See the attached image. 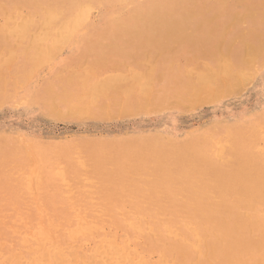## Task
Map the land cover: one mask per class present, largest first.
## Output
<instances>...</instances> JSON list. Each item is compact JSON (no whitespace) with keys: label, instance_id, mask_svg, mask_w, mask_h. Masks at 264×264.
<instances>
[{"label":"rangeland","instance_id":"rangeland-1","mask_svg":"<svg viewBox=\"0 0 264 264\" xmlns=\"http://www.w3.org/2000/svg\"><path fill=\"white\" fill-rule=\"evenodd\" d=\"M0 6V264H264V202L197 205L155 172L180 154L210 156L215 180L264 167V0Z\"/></svg>","mask_w":264,"mask_h":264},{"label":"bare ground","instance_id":"bare-ground-1","mask_svg":"<svg viewBox=\"0 0 264 264\" xmlns=\"http://www.w3.org/2000/svg\"><path fill=\"white\" fill-rule=\"evenodd\" d=\"M119 1H121V2H125V1H127V0H119ZM97 5H99V4H97ZM84 6H85V4H84ZM1 7V6H0ZM86 7V6H85ZM90 9V8H89ZM86 11H87V9H85ZM92 10V9H91ZM91 10H88V11H90L91 12ZM87 11V12H88ZM95 11V10H94ZM11 13V12H10ZM16 13V12H15ZM5 14V13H4ZM20 14V13H19ZM89 13H86L85 15L83 14V11H82V14L80 15V16H78V17H75L74 19H73V23L70 25V27H72L70 30H72L73 29V26H75L76 27V25L80 22V20H81V18H83L84 19V17L85 18H87ZM16 15H18V14H16ZM83 15V16H82ZM28 16V15H27ZM16 17V16H15ZM24 17V16H23ZM30 17V16H29ZM16 19V18H15ZM22 19V21H23V18H21ZM31 19V18H30ZM29 19V20H30ZM25 20V19H24ZM28 20V19H27ZM32 20V19H31ZM57 20H59L61 23H63L62 21H61V19L59 18V17H57L56 15H51V16H49L47 19H46V24L47 25H51L52 23H54V22H57ZM85 20V19H84ZM20 21V20H19ZM86 21V20H85ZM85 21H82V25H83V23L85 22ZM27 22V21H26ZM31 22V21H30ZM29 21H28V23H30ZM33 22V21H32ZM152 23H154V24H157L158 23V21H153ZM176 24V23H178V21H174V22H169V24ZM25 24V23H24ZM65 24V23H64ZM19 25V24H18ZM21 25V28L23 27H25V26H23L22 24H20ZM46 25V26H47ZM66 25V24H65ZM29 26V25H28ZM40 26V25H39ZM38 26V27H39ZM44 26V25H43ZM42 26V27H43ZM61 26H62V24H61ZM18 27V26H17ZM20 27V26H19ZM74 27V28H75ZM26 28V27H25ZM61 28V32H66L68 29H69V26H66V27H64V25L62 26V27H60ZM77 28V27H76ZM41 30H43L42 28H41ZM70 30H68V31H70ZM19 31H21V30H19ZM23 31V30H22ZM59 32V31H58ZM58 32H56V33H58ZM68 35H70V32L69 33H67ZM143 35H144V32H139V38H143ZM15 36V35H14ZM43 36H44V34H43ZM50 36V35H49ZM61 36H62V34H61ZM60 36V37H61ZM70 36H72V35H70ZM45 37H46V35H45ZM44 37V38H45ZM58 37V36H57ZM56 37V38H57ZM40 38H42V37H40ZM63 38V37H62ZM62 38H61V40H62ZM58 39V38H57ZM64 40L66 39V38H63ZM59 41H60V45H57V43H56V45H57V47H58V49H57V47H55L54 49H56V50H62V48L60 49V47L59 46H63V45H61V44H65L64 42H66V41H64V40H60V39H58ZM67 40V39H66ZM52 41L54 42L55 40L54 39H52ZM53 45H55V44H53ZM55 45V46H56ZM50 46H51V44H50ZM50 48V47H49ZM52 48H50V50H51ZM58 51H56V54H58L57 53ZM49 53H50V55H51V51H49ZM48 53V54H49ZM52 53H53V51H52ZM47 54V53H46ZM54 54V53H53ZM49 57V56H48ZM53 57H55V55H53ZM207 65V64H206ZM225 65V64H224ZM40 66H41V64H40ZM208 67V66H207ZM221 67H224L223 69H221L222 71H223V75H225V76H227L226 75V73H229L230 72V67H229V65L228 64H226L225 66H221ZM212 70V69H211ZM33 71V70H32ZM220 73V72H219ZM225 73V74H224ZM242 73V72H241ZM201 75V74H200ZM216 74L214 73V72H212V73H206L205 74V76H203L202 77V82H204V84L206 85V87H211L212 85H214V82L216 81V79H217V77L215 76ZM220 75V74H219ZM237 75V74H236ZM238 76V75H237ZM151 78V77H150ZM226 78V77H225ZM220 79H221V77H220ZM106 80V79H105ZM116 80V79H115ZM219 80V79H218ZM248 80V79H247ZM110 81V80H109ZM220 81V80H219ZM115 82V81H114ZM113 82V83H114ZM226 82V81H225ZM101 83V82H100ZM104 83H105V81H104ZM108 83V82H107ZM112 83V82H111ZM111 83H110V85H109V87L111 86ZM223 83V85H224V82H222ZM105 85H107L106 83H105ZM210 85V86H209ZM229 86V85H228ZM147 87H149L148 85H147ZM146 88V87H145ZM225 88V87H224ZM240 88V87H239ZM204 89H209V88H204ZM104 90V89H103ZM224 90H226V89H224ZM147 91V90H146ZM145 91V92H146ZM150 91V90H149ZM213 91V90H212ZM212 91H211V94H212ZM227 91V90H226ZM102 92V91H101ZM210 92V91H209ZM222 93V92H221ZM146 112V111H145ZM210 136V135H209ZM225 136V135H224ZM177 141V140H176ZM105 145V144H104ZM163 145V144H162ZM115 146V145H114ZM200 146V145H199ZM44 147H46V146H44ZM222 147V146H221ZM114 148V147H113ZM193 148V147H192ZM194 149V148H193ZM132 150V149H131ZM91 151H92V149H91ZM124 151V150H123ZM160 151H162V150H160ZM216 151V150H215ZM220 151V150H219ZM219 151H217V153L219 152ZM257 151V150H256ZM259 152H260V150H258ZM139 152V151H138ZM200 152V151H199ZM222 152V151H221ZM220 152V153H221ZM79 153V152H78ZM201 153V152H200ZM92 154H94V153H92ZM90 155V154H89ZM82 156V155H81ZM155 156V155H154ZM161 156V155H160ZM165 156V155H164ZM219 156V155H218ZM263 156V155H262ZM101 157V156H100ZM162 157H163V155H162ZM214 157V156H213ZM90 158V157H89ZM211 157L210 156H203V155H194V154H180V155H178L177 157H176V159L175 160H173V161H169V162H167V164H169V165H172V166H174L173 168H166V169H162V170H156L155 172L156 173H161V174H163L162 175V177H159L158 178V181H162V182H167V181H171V180H181V181H183V179H189L188 180V184H187V189H189L191 192H193L192 194H191V196H193L195 199H196V201H194V203L195 204H197V205H201L202 203L200 202V199L199 198H209V200H210V203H215V202H219L221 205L222 204H226V205H229L230 207H234L235 205H236V203L237 202H241V203H244L247 207H250V208H254L255 207V205H256V203H258V202H264V201H262V200H264V195L263 194H261L263 191H264V167H263V165L261 164V163H259L258 162V164L257 163H255V160H247L245 163L247 164V168H245V170L243 169L242 170V172L241 171H236V173H235V175L234 176H224V179H219V180H215V179H211V178H209L208 177V173H209V166L211 165V164H213L214 162H213V160H211L210 159ZM219 158V157H218ZM57 159V158H56ZM112 159V158H111ZM45 160V159H44ZM92 160V159H91ZM142 160V159H141ZM108 161V160H107ZM123 161V160H122ZM219 162H221L220 160H218ZM263 164H264V158H263ZM44 163H45V161H44ZM218 163V162H217ZM127 164V163H126ZM245 164V165H246ZM84 166V165H83ZM250 166H252V167H250ZM81 167V166H80ZM100 167V166H99ZM109 167V166H108ZM131 167V166H130ZM101 168V167H100ZM74 169V168H73ZM123 169V168H122ZM132 169V168H131ZM147 169H148V167H147ZM175 169V170H174ZM146 171V170H145ZM148 171V170H147ZM150 172V171H149ZM105 173V172H104ZM127 173H128V171H127ZM153 173V172H152ZM151 173V174H152ZM56 174V173H55ZM35 175V174H34ZM101 176V175H100ZM221 176V175H220ZM58 177V176H57ZM35 176L33 177V180L35 181ZM114 178V177H113ZM145 178V177H144ZM59 180H61V179H59ZM52 181V180H51ZM88 181H90V180H88ZM104 181V180H103ZM115 181V180H114ZM158 181H157V183H158ZM76 182V181H75ZM93 182H96V181H93ZM34 183V182H33ZM90 183H92V182H89V184ZM104 184H105V181L103 182ZM174 183V182H173ZM60 184V183H59ZM84 184V183H83ZM94 184V183H93ZM111 184V183H110ZM137 184V183H136ZM211 184H214L213 186H211ZM215 184L217 185V187L215 186ZM113 185V184H112ZM63 186V185H62ZM61 186V187H62ZM84 186V185H83ZM108 187V186H107ZM121 187V186H120ZM123 188V187H122ZM142 188H143V186H142ZM146 188V187H145ZM211 188H212V190L214 189V190H216L214 193H210L209 191H211ZM30 189L32 190V187H30ZM60 189V188H59ZM64 189V188H63ZM77 189V188H76ZM80 190V189H79ZM107 190V189H106ZM123 190V189H122ZM173 190V189H172ZM33 191H36V188L34 187V190ZM61 191V190H60ZM82 191V190H81ZM85 191V190H84ZM87 192V191H86ZM53 193H55V192H53ZM80 193V192H79ZM91 193V192H90ZM230 194V197H231V199H232V201L231 202H227V200H226V198H224L225 196H227V194ZM48 194V193H47ZM56 194V193H55ZM148 194V193H147ZM89 195V194H88ZM87 195V196H88ZM118 195V194H117ZM133 195V194H132ZM143 195V194H142ZM174 195V194H173ZM73 196H74V194H73ZM94 196H96V195H94ZM107 196V195H106ZM51 197V196H50ZM55 197H56V195H55ZM117 197H119V195L117 196ZM143 197V196H142ZM161 197V196H160ZM176 197V196H175ZM53 198V197H52ZM105 198V197H104ZM135 198V197H134ZM133 198V199H134ZM174 198V197H173ZM180 198V197H179ZM214 198V199H213ZM247 199L246 201H243V199ZM90 199H91V197H90ZM126 199V198H125ZM158 199V198H157ZM53 200V199H52ZM83 200V199H82ZM109 200V199H108ZM127 200V199H126ZM140 200V199H139ZM104 201H105V199H104ZM111 201V200H110ZM141 201V200H140ZM69 202V201H68ZM77 202H78V200H77ZM87 202V201H86ZM98 202V201H97ZM125 202V201H124ZM128 202V201H127ZM130 202V201H129ZM134 202V201H133ZM99 203V202H98ZM109 203V202H108ZM112 203V202H111ZM191 203H193V202H191ZM81 204V203H80ZM88 204H89V202H88ZM87 204V205H88ZM115 204V203H114ZM183 204V203H182ZM204 204H209V203H204ZM68 205H71V204H68ZM85 205V204H84ZM104 205V204H103ZM119 205V204H118ZM105 206V205H104ZM125 206V205H124ZM129 206V205H128ZM143 206V205H142ZM59 207V206H58ZM87 207V206H86ZM85 207V208H86ZM89 207V206H88ZM107 207V206H106ZM183 207V206H182ZM62 208V207H61ZM108 208V207H107ZM113 208V207H112ZM193 208V207H192ZM58 209V208H57ZM83 209V208H82ZM103 209V208H102ZM138 209V208H137ZM203 209V208H202ZM79 210H80V208H79ZM91 210V209H90ZM95 210V209H94ZM139 210V209H138ZM88 211V210H87ZM113 211H116V209L115 210H113ZM137 211V210H136ZM206 211V210H205ZM84 212V211H83ZM117 212V211H116ZM166 212V211H165ZM180 212V211H179ZM62 213V212H61ZM60 213V214H61ZM65 213V212H64ZM67 213V212H66ZM65 213V214H66ZM68 213H69V211H68ZM72 213V212H71ZM77 213V212H76ZM86 213V212H85ZM141 213H142V211H141ZM184 213H186V211L184 212ZM243 213H245V212H243ZM110 214V213H109ZM98 214H96V216H97ZM131 215V214H130ZM145 215V214H144ZM264 215V214H263ZM57 216H58V214H57ZM111 216V215H110ZM261 216V215H260ZM62 217V216H61ZM74 217V216H73ZM81 217V216H80ZM88 217V216H87ZM117 217V216H116ZM128 217V216H127ZM137 217V216H136ZM222 217V216H221ZM246 217V216H245ZM264 217V216H263ZM65 218V217H64ZM63 218V219H64ZM144 218V217H143ZM158 218V217H157ZM161 217H159V219H160ZM59 219V218H58ZM71 219H73V218H71ZM103 219H105V217L103 218ZM138 219V218H137ZM229 219V218H228ZM262 219H264V218H262ZM79 220V219H78ZM83 220V218L81 217V221ZM100 220V219H99ZM112 220V219H111ZM111 220H109V221H111ZM61 221V220H60ZM68 221V220H67ZM74 221H76V220H74ZM91 221H93V220H91ZM107 221V220H106ZM108 221V222H109ZM189 221V220H188ZM224 221V220H223ZM71 222V221H70ZM82 222H85V221H82ZM187 222V221H186ZM78 223V222H77ZM118 223V222H117ZM125 223V222H124ZM123 223V224H124ZM138 223V222H137ZM168 223V222H167ZM191 223V222H190ZM84 224V223H83ZM86 224V223H85ZM100 224V223H99ZM102 224V223H101ZM105 224V223H104ZM129 224H130V222H129ZM147 224V223H146ZM185 224V223H184ZM80 225V224H79ZM106 225V224H105ZM110 225V224H109ZM108 225V226H109ZM91 226H92V224H91ZM97 226V225H96ZM103 226V225H102ZM83 228H84V226H82ZM87 227V226H86ZM85 227V228H86ZM113 227H115V226H113ZM127 227V226H126ZM112 228V227H111ZM111 228H110V230H111ZM189 228V227H188ZM97 229H98V227H97ZM189 229H193V228H189ZM226 229V231L227 232H230V231H233V230H231L230 228H225ZM86 230V229H85ZM93 230V229H92ZM131 230V229H130ZM137 230V229H136ZM175 230V229H174ZM194 230V229H193ZM83 231V230H82ZM101 231V230H100ZM134 231V230H133ZM192 231V230H191ZM190 231V232H191ZM89 232V231H88ZM104 232V231H103ZM264 232V231H263ZM86 234H87V232H85ZM90 233V232H89ZM88 233V234H89ZM94 233H96V231L94 232ZM136 233V232H135ZM82 234V233H81ZM104 234V233H103ZM130 234V233H129ZM210 234V233H209ZM83 235H84V233H83ZM83 235H81V236H83ZM141 235V234H140ZM219 235V234H218ZM129 236V235H128ZM173 236H175V235H173ZM195 236H196V233H195ZM212 235H210V238H212L211 237ZM84 237V236H83ZM172 237V236H171ZM194 237V236H193ZM173 238V237H172ZM175 238V237H174ZM176 238H179V237H176ZM122 239V238H121ZM152 239V238H151ZM194 239H195V237H194ZM197 239V238H196ZM173 240V239H172ZM111 241H113L114 242V240H111ZM123 241V240H122ZM142 241V240H141ZM152 241H153V239H152ZM177 241V240H176ZM183 241H185V240H183ZM197 241H198V239H197ZM196 241V242H197ZM203 241V240H202ZM218 241V240H217ZM133 242H134V240H133ZM110 243V242H109ZM136 243V242H135ZM134 243V244H135ZM185 243H186V241H185ZM197 244H198V242H197ZM196 244V245H197ZM199 244H200V242H199ZM199 244L197 245L198 246V250H199ZM228 244V246H231V247H234L233 248V250L235 251V253H238L239 251L238 250H240V248H241V246H242V242L241 241H239V240H236V241H231L230 243H227ZM115 245H117V244H115ZM123 245V244H122ZM111 246V245H110ZM146 246H147V244H146ZM112 247H113V244H112ZM128 247V246H127ZM205 247V246H204ZM204 247H203V249H204ZM223 247V246H222ZM116 248V250L118 249L117 248V246L115 247ZM115 248H113V249H115ZM126 248V247H125ZM111 249V248H110ZM113 249H111V251L113 250ZM146 249V248H145ZM191 249H192V246H191ZM116 250H114L115 251V253L116 252H119V251H116ZM129 250H130V247H129ZM192 251V250H191ZM194 251H196V250H194ZM206 251V250H205ZM101 252V251H100ZM108 252V251H107ZM123 252V251H122ZM128 252V251H127ZM130 253H131V250L129 251ZM102 253V252H101ZM114 253V254H115ZM121 253V252H120ZM198 253V252H197ZM98 254H99V252H98ZM107 254V253H106ZM109 254V253H108ZM112 254V253H111ZM113 254V255H114ZM125 254V253H124ZM199 254H200V252H199ZM122 255V254H121ZM174 255V254H173ZM103 256H105V255H103ZM102 256V257H103ZM109 256H111V255H109ZM115 256H117V253H116V255ZM136 256V255H135ZM195 256H198V255H195ZM100 257V256H99ZM106 258L108 257V256H105ZM112 257V256H111ZM128 257V256H127ZM141 257H143L142 255H141ZM140 257V259H139V261L142 259ZM203 257H205L204 255H203ZM94 258V257H93ZM92 258V259H93ZM132 257H129L128 258V261H129V259H131ZM179 258V257H178ZM195 258H197V257H195ZM206 258V257H205ZM110 259V258H109ZM108 258L107 259H105V260H109ZM118 259H119V255H118ZM122 258H120L119 260H121ZM211 259V258H210ZM217 259V258H216ZM160 260V259H159ZM122 261H124V258H123V260H121V264H123V262ZM138 261V262H139ZM87 262V261H86ZM129 262H132L133 263V260L131 261H129ZM145 262V261H144ZM196 262V260L194 261V263ZM217 262H219V261H217ZM92 263V262H91ZM91 263H89V264H91ZM131 263V264H132ZM135 263V262H134ZM85 264V263H84ZM93 264H95V263H93ZM127 264V263H126ZM130 264V263H129ZM139 264V263H138Z\"/></svg>","mask_w":264,"mask_h":264}]
</instances>
